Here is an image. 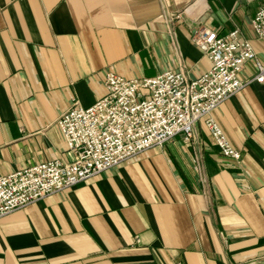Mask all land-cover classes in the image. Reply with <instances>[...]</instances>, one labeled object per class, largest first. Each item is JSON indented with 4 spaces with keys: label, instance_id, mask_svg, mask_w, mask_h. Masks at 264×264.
I'll return each mask as SVG.
<instances>
[{
    "label": "crops",
    "instance_id": "crops-1",
    "mask_svg": "<svg viewBox=\"0 0 264 264\" xmlns=\"http://www.w3.org/2000/svg\"><path fill=\"white\" fill-rule=\"evenodd\" d=\"M264 0H0V174L71 155L57 125L88 107L105 75L211 68L196 23L238 28L264 62L252 19ZM181 18L177 19V13ZM248 60L239 76L256 74ZM240 160L202 118L118 166L0 217V264H264V84L213 112Z\"/></svg>",
    "mask_w": 264,
    "mask_h": 264
},
{
    "label": "built area",
    "instance_id": "built-area-1",
    "mask_svg": "<svg viewBox=\"0 0 264 264\" xmlns=\"http://www.w3.org/2000/svg\"><path fill=\"white\" fill-rule=\"evenodd\" d=\"M175 17L180 19L181 13ZM251 24L257 36H264V6ZM192 41L212 62L200 77L190 79L183 70H165L154 77L128 79L110 71L101 99L88 107L74 100L57 119L71 160L53 159L0 174V217L163 146L176 136L191 143L196 139V122L202 118L221 154L240 160V151L230 144L212 112L247 84H264V62L257 59L251 42L238 28L223 36L196 23ZM251 59L256 74L240 78Z\"/></svg>",
    "mask_w": 264,
    "mask_h": 264
}]
</instances>
